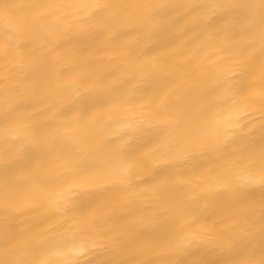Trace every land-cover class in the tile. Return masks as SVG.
I'll return each instance as SVG.
<instances>
[{
    "label": "bare ground",
    "instance_id": "obj_1",
    "mask_svg": "<svg viewBox=\"0 0 264 264\" xmlns=\"http://www.w3.org/2000/svg\"><path fill=\"white\" fill-rule=\"evenodd\" d=\"M0 264H264V0H0Z\"/></svg>",
    "mask_w": 264,
    "mask_h": 264
}]
</instances>
